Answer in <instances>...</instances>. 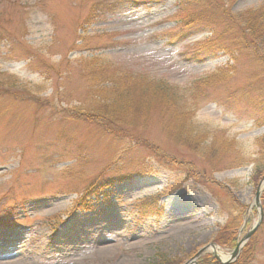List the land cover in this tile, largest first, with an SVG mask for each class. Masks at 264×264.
Wrapping results in <instances>:
<instances>
[{
	"label": "rangeland",
	"instance_id": "374dc122",
	"mask_svg": "<svg viewBox=\"0 0 264 264\" xmlns=\"http://www.w3.org/2000/svg\"><path fill=\"white\" fill-rule=\"evenodd\" d=\"M221 2L189 26L179 0H0V264H186L256 227L264 63L223 14L264 0ZM158 85L186 96L187 121ZM188 126L230 157L184 147ZM212 256L264 264V211L236 259L198 264Z\"/></svg>",
	"mask_w": 264,
	"mask_h": 264
},
{
	"label": "trees",
	"instance_id": "16d2710c",
	"mask_svg": "<svg viewBox=\"0 0 264 264\" xmlns=\"http://www.w3.org/2000/svg\"><path fill=\"white\" fill-rule=\"evenodd\" d=\"M221 1L226 2L230 0H179V3H180V6L183 8L184 13L186 12L187 8L190 9L191 13L193 12V16L191 17V19L195 21L194 22L192 21V23H189L188 25L190 26L193 24L197 25V23L207 22V21L215 22V20H217V13L219 12L218 4L222 3ZM225 2H223L224 5H225ZM223 15H224L223 18L225 22H227L232 27L234 26L240 29L243 42L239 44L245 45V46H241L240 48L249 49L251 47H254L253 48L254 57L260 58L264 63V7L247 10L238 15H233L228 8V9H225ZM90 16H92V11L89 17ZM9 43L11 45V43L13 42L10 41ZM260 46L262 47L263 51H261ZM234 49L235 48H233L231 52L233 54L232 57L235 56V51H237ZM257 49L261 51L260 54L257 52ZM145 91L147 92V94H149L152 97L153 96L159 97V99L162 102H164L165 105L173 106L176 112L178 111L177 114H179V116H182L185 121L189 119L190 108L188 104L186 103V100H185L186 96L182 94L181 92H179L178 90H173L171 86L158 85L156 87H148ZM261 105L264 106L262 102H261ZM101 113H109L107 107H104V109L101 110ZM109 116L112 117V113ZM114 120L116 119L114 118ZM192 130L193 129H191V127L189 126L180 127L179 134H178V138L179 139L181 138V141L183 140L182 141L183 146L189 149L190 151L194 152V150L202 151L203 149H206L205 151L207 152H205L204 154H209V152H213V153L216 152L215 155L225 153L228 157V154H229L228 147L231 149V146H232V150L234 148L231 142L227 146V144L225 143L227 141L212 142V144L210 143L208 146H205L203 148V144L204 142L206 143L207 140L206 139L203 140V137L200 134L196 135L195 137L190 136V134H192L191 132ZM262 140L264 142V137L260 139L261 145L263 146L261 147V149L264 150V145L262 144ZM259 177L260 176H258V178ZM254 179L256 181L257 176ZM91 186H94V184H92ZM94 187H90V188L93 189ZM262 198L264 199V194ZM263 209H264V204H263ZM236 221L238 225L237 224L234 225V223L231 222L229 226H226L223 229L225 234L230 233V236H229L230 240L228 239L229 240L228 242L231 247L233 246V242L236 241L235 238L239 230V225H241L242 223L241 216H239L236 219ZM242 259L244 260L246 258H241V263L243 261ZM166 264H170V261H167ZM203 264H219V263L212 256V258L209 261L208 260L203 261Z\"/></svg>",
	"mask_w": 264,
	"mask_h": 264
},
{
	"label": "water",
	"instance_id": "95a60500",
	"mask_svg": "<svg viewBox=\"0 0 264 264\" xmlns=\"http://www.w3.org/2000/svg\"><path fill=\"white\" fill-rule=\"evenodd\" d=\"M262 184H264V180H262V181L260 182V184H259V186H258V188H257L256 194H255V203H256V206H257L260 210H261V194L263 193V192L260 190V186H261ZM262 217H263V215H262V213H261V214H260V219H259V221H258L256 227H255L250 233H248V235H246L245 238L242 239V241H240V242L237 244V246H236L234 252L231 254V258H232V259H236V258L238 257V255H239V253H240V250H241L242 246L247 242V240L250 239V237L254 234V232H255V230L257 229V227L260 225L261 220H262ZM207 249H208V248H204V249H202V250H201V251H200V252H199V253H198L193 259H191V260H190L188 263H186V264H197V263H196L197 258H199L200 255L203 254ZM215 255L217 256L216 253H215ZM225 263H226V262H225Z\"/></svg>",
	"mask_w": 264,
	"mask_h": 264
},
{
	"label": "bare ground",
	"instance_id": "6f19581e",
	"mask_svg": "<svg viewBox=\"0 0 264 264\" xmlns=\"http://www.w3.org/2000/svg\"><path fill=\"white\" fill-rule=\"evenodd\" d=\"M260 190L262 191V190H264V184H262L261 186H260ZM212 250H214L219 256H220V258L223 260V261H229V262H232L231 260H230V257H224V256H222V252L220 251V250H218V248L217 247H210ZM17 258L15 257V259L14 260H16ZM14 260L12 261V262H10L9 264H14V263H16V262H14Z\"/></svg>",
	"mask_w": 264,
	"mask_h": 264
}]
</instances>
